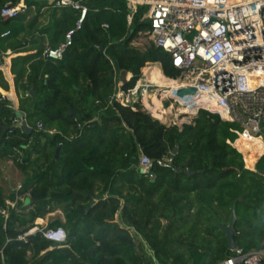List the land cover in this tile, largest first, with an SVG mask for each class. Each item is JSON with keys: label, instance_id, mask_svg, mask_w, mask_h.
Wrapping results in <instances>:
<instances>
[{"label": "trees", "instance_id": "obj_1", "mask_svg": "<svg viewBox=\"0 0 264 264\" xmlns=\"http://www.w3.org/2000/svg\"><path fill=\"white\" fill-rule=\"evenodd\" d=\"M8 2L42 9L37 0H0V13ZM86 5L82 29L61 60L44 58L47 48L38 39L37 53L20 55L28 51L16 40L35 33L38 16L26 22L27 13L7 21L0 15V57L8 49L17 55L11 69L17 96L0 97V158L27 176L31 171L35 181L28 224L15 209L8 220L0 215V264H218L231 252L216 222L228 225L235 203L238 247L261 250L264 177L248 169L236 149L244 135L239 139L235 124L207 111L182 129H168L141 110L111 103L123 74L133 75L120 85L128 89L148 63L161 70L160 64L168 78L179 72L153 43L144 50L132 45L150 29L142 21L146 8L129 26L125 0ZM50 18L40 33L48 48H57L80 13L54 8ZM0 87L9 89L1 70ZM17 112L25 114L31 133L13 127ZM175 148L173 167L159 166ZM142 155L155 161L152 178L140 172ZM256 170H264V156ZM59 206L65 222L49 226L67 231L64 247L41 232L18 239ZM0 208H7L1 190Z\"/></svg>", "mask_w": 264, "mask_h": 264}, {"label": "built area", "instance_id": "obj_2", "mask_svg": "<svg viewBox=\"0 0 264 264\" xmlns=\"http://www.w3.org/2000/svg\"><path fill=\"white\" fill-rule=\"evenodd\" d=\"M88 1L90 0H57L52 4L53 8H72L78 11L80 19L57 48H47L44 51V58H63L73 44L74 35L82 29L88 13ZM125 1L129 10V26L140 8H146L142 18V21L147 20L150 24L146 33L155 47L170 55L179 76L168 78L164 75L166 80L177 83L175 87H157L156 97L161 101L163 109L160 119L145 105L146 94L153 89L145 81V71L133 87L123 89L120 87L121 83L129 82L133 77L128 73L120 81L111 97V103L116 101L133 111L141 110L168 129H182L184 125L192 124L200 111H207L217 114L224 122L235 124L239 129L236 131L239 139L245 135L253 140H261L264 144V0ZM27 10L24 3L8 2L0 15L7 21L25 14ZM104 28L108 29V24ZM10 34L8 31L1 38ZM148 64L144 70L151 68ZM142 81L144 82L140 84ZM190 88H195L196 92L184 97L178 95L180 90ZM2 100H6L5 97ZM147 101L152 103V99ZM25 121V117H17L13 120V127L24 131ZM37 127L39 130L45 129L41 123ZM49 133L53 134V131ZM231 145L236 147L234 143ZM263 156L264 153L256 165ZM173 157L170 154L158 160L157 164L170 169L173 167ZM154 165L155 161L141 156L142 175L152 178ZM6 206V209L0 208V215L8 220L16 203L6 201ZM38 232L58 247H64L68 241V233L64 228H51L48 224H35V227L18 239L26 242L27 237ZM230 252L218 264H264V239L261 250L246 252L237 247Z\"/></svg>", "mask_w": 264, "mask_h": 264}, {"label": "crops", "instance_id": "obj_3", "mask_svg": "<svg viewBox=\"0 0 264 264\" xmlns=\"http://www.w3.org/2000/svg\"><path fill=\"white\" fill-rule=\"evenodd\" d=\"M42 2V9L39 13L36 12V8L32 7L30 10H27V18L26 22H29L32 18L38 16L37 25H40L38 29H34L35 32L32 36L29 34H22L16 40L17 44L24 45L22 48L28 52L21 53V56H26L30 54L37 53V44H34L33 39H38L41 45L48 48L49 42L47 36H43L40 33V29L43 26H46L50 22V14L54 10L52 4L57 0H37ZM61 9V8H58ZM25 13V14H26ZM29 13H32V17L28 16ZM23 15V14H22ZM36 25V26H37ZM23 50V51H24ZM17 55L13 53V49H8L6 53L0 57V70L3 73L4 80L9 85L8 90H4L0 87V97H12L13 95L17 96L16 87H15V79L16 75L12 73V59ZM28 68V65H27ZM128 74H125L127 76ZM33 90V88L31 89ZM30 90V91H31ZM17 111H20L16 109ZM29 175H25L22 171H20L14 161L10 159H1L0 158V190L3 191L4 196L6 197V201H10L16 203L15 210L21 214V218L27 224L30 221V213L32 211L31 203L24 206V203L27 200L30 201L29 191L34 186L35 181L32 180L33 173L31 171L28 172ZM50 214V215H49ZM44 219H37L35 224H52L56 220H60L61 222H65V218L62 210L55 209L51 213H49ZM58 215V217H56ZM62 216V217H61ZM63 220V221H62ZM41 221V222H39ZM53 249V248H51Z\"/></svg>", "mask_w": 264, "mask_h": 264}, {"label": "rangeland", "instance_id": "obj_4", "mask_svg": "<svg viewBox=\"0 0 264 264\" xmlns=\"http://www.w3.org/2000/svg\"><path fill=\"white\" fill-rule=\"evenodd\" d=\"M28 16L32 17V13H29ZM40 27V25L36 26V29H38ZM152 41L150 40V37L147 33H142L139 35V37L133 42V46L144 50L145 48L149 47L151 45ZM147 65V64H146ZM148 65H154L153 63H149ZM161 69V65L157 64ZM146 67V66H145ZM145 67L142 69V73L144 72ZM146 73V72H145ZM127 76H125V74H123L122 78H121V82L126 78ZM236 148V147H234ZM237 150H239L243 156H244V160L246 163V167L249 168L250 170L254 171L256 170V167H254V163L256 162V160L258 159V157H260L264 152L263 149V144L261 140H253L252 138L248 137V136H243L241 138V140L237 143ZM245 154V155H244ZM246 156V159H245ZM254 168V169H253ZM28 204H30V201L27 200V202L24 203V206ZM29 206V205H28ZM62 206L57 207L56 209H60L62 210ZM56 217H58V215H56Z\"/></svg>", "mask_w": 264, "mask_h": 264}, {"label": "water", "instance_id": "obj_5", "mask_svg": "<svg viewBox=\"0 0 264 264\" xmlns=\"http://www.w3.org/2000/svg\"><path fill=\"white\" fill-rule=\"evenodd\" d=\"M196 92L195 88H190V89H182L178 92V95L181 97H184L185 95L188 94H194ZM31 96H35L34 91L31 90L30 92ZM17 117L18 118H23L25 117V114L23 112H17ZM23 128L24 131L27 133H31L32 132V128L28 125L27 121H25L23 123ZM60 149L57 150V157L59 155ZM178 152V148H175L172 152V155L175 156ZM255 172H257L258 174H260L261 176L264 177V170H254ZM238 216H237V212H236V203L233 205L232 207V217H231V221L228 225L224 226L222 225L220 222H216V227L222 231L226 237L227 243H228V248L229 250L235 249L238 247L237 242H236V222H237Z\"/></svg>", "mask_w": 264, "mask_h": 264}, {"label": "bare ground", "instance_id": "obj_6", "mask_svg": "<svg viewBox=\"0 0 264 264\" xmlns=\"http://www.w3.org/2000/svg\"><path fill=\"white\" fill-rule=\"evenodd\" d=\"M145 75H146V79H145L146 83L151 84L150 86L153 88L152 91H150L146 94L145 105L156 118L160 119V118H162L163 109H162L161 101L156 97L157 93H155V92H157V90H158L157 87H168V86L175 87L177 85V83L166 80L164 78V75L162 74L161 70L158 67H152L151 69H149L145 73ZM143 82L144 81H142L140 84H142ZM168 94H170V93H168ZM149 99H152L151 104H149L147 101ZM262 144H263V142H262ZM263 149H264V144H263ZM39 222H41V221H39Z\"/></svg>", "mask_w": 264, "mask_h": 264}]
</instances>
